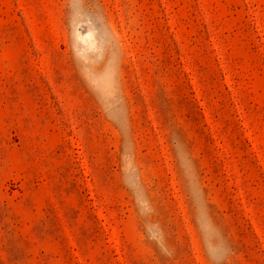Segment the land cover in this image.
<instances>
[{
    "label": "rangeland",
    "instance_id": "obj_1",
    "mask_svg": "<svg viewBox=\"0 0 264 264\" xmlns=\"http://www.w3.org/2000/svg\"><path fill=\"white\" fill-rule=\"evenodd\" d=\"M0 264H264V0H0Z\"/></svg>",
    "mask_w": 264,
    "mask_h": 264
}]
</instances>
